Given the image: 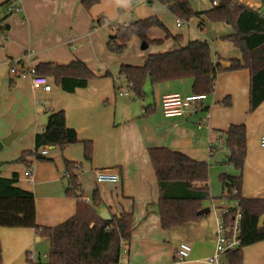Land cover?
<instances>
[{"label": "crops", "instance_id": "crops-1", "mask_svg": "<svg viewBox=\"0 0 264 264\" xmlns=\"http://www.w3.org/2000/svg\"><path fill=\"white\" fill-rule=\"evenodd\" d=\"M6 1L0 0V5ZM15 3L20 7L17 13L6 15L5 8H0V19L4 20L0 29V176L16 175L17 186L34 195L36 223L54 227L76 212L78 199L66 195L64 174L67 162L79 164L77 178L81 190L86 199L97 193L101 201L99 214L132 215L131 239L128 244H121L117 264H211L208 258L215 249V214L213 219L205 216L197 223L163 230L157 181L147 151L165 147L196 161L216 164L229 156L221 133L231 125L243 124L246 128L244 166L237 170L229 165L228 173L241 175L243 197L264 198V147L260 145L264 137V101L249 112L248 71L219 74L212 94L198 105L185 108L182 115L165 117L161 112L162 98L175 93L191 95L192 79L153 86L146 81L142 100L133 93L118 96L115 86H127L124 78L117 77L121 65L141 66L150 54L176 50L196 40L190 34V38L185 36V27L183 23L177 25L178 19L174 22L159 5L153 4L149 9L143 0H103L89 10L82 7L81 0H15ZM101 16L105 24L91 29ZM151 16H156L172 36L179 35L181 40L176 42L166 38L162 29L151 28L146 32L148 40H161L160 44L141 49L142 42L135 37L130 53L108 52L109 24H127L129 19L131 22ZM126 18L127 21L122 20ZM214 29L215 39L219 40L212 42L214 60L228 66L227 60L240 59V52L237 55L219 44L230 43L221 38L232 33L231 26L218 22ZM76 60L83 62L96 78L72 93L62 91L49 77L51 89L43 92L31 86L28 76L10 73L14 64L18 70H27L41 63L67 65ZM105 73L112 77H104ZM224 100L230 105L221 104ZM150 110L153 112L146 115ZM52 111H63L66 126L76 133V143L62 149L42 147L45 153L39 155L45 160L28 156L25 162H18L23 152L33 150L35 134L44 129L40 117ZM13 132L18 135L10 141V150L5 151L2 140ZM86 141L91 143L89 161L83 156ZM211 147L214 150L210 155ZM26 161L33 163L31 179L24 176ZM97 171L118 174L120 180L97 182ZM208 171L213 198L218 193L216 177ZM220 188L222 193L221 184ZM215 204L216 200H212L202 202L201 206L211 209ZM6 229L0 228L1 264H6L3 248L11 257L10 264H29L26 253L31 261L48 255L49 241L40 238L34 229ZM181 244L188 245L190 253L185 260L177 262L175 253ZM242 264H264V240L243 248Z\"/></svg>", "mask_w": 264, "mask_h": 264}, {"label": "trees", "instance_id": "trees-1", "mask_svg": "<svg viewBox=\"0 0 264 264\" xmlns=\"http://www.w3.org/2000/svg\"><path fill=\"white\" fill-rule=\"evenodd\" d=\"M101 1L103 0H81V5L89 10ZM158 1L180 21L197 18L200 28L205 21L228 23L232 33L221 39L237 48L241 57L227 60L226 66L214 60L209 42L190 40L186 46L179 49L148 55L141 66L121 65L117 77L125 79L128 92L142 100L145 97L146 81L153 86L189 78L193 81L192 94L207 96L214 92L219 74L247 70L250 77L249 112L254 111L264 101V16L233 0H218L217 6L211 5L210 9L202 12H193L188 0ZM10 3H15V0H7L0 8L6 9ZM105 22L101 16L92 23L91 29L101 27ZM108 27L112 32L108 36L106 47L109 53L115 55L121 54L130 38L134 36L147 45L160 44L161 40H148L146 32L151 28L162 29L166 38H172L176 42L181 40L179 35L172 36L156 16L127 24H109ZM33 70L36 74L51 78L53 83L66 93L83 88L89 80L96 78L79 60L67 65L41 63ZM104 77L112 75L105 73ZM119 89V86H115L116 94ZM227 100L221 104L230 105ZM152 112L153 110L147 111L146 115ZM220 138L229 152L226 162L241 170L246 158L245 126L231 125L221 133ZM76 141L75 131L65 124L63 111H52L47 117L43 131L34 136L33 150L23 152L17 161L25 162L28 156L35 160H45L37 153L40 148L58 146L62 149ZM213 150L214 147H211L210 155ZM83 151L84 159L91 160L90 142H83ZM147 152L158 186L161 228L170 230L203 219L206 215H197L202 209V202L215 200L210 196L208 189V162L196 161L165 147L149 148ZM29 162L26 161V165ZM79 171V164L66 163L65 193L68 197L78 199V204L74 216L54 227H42L36 223L34 195L31 191L17 186L16 175L12 178L0 176V228L34 229L40 238L49 241L47 262L31 261L26 253L27 261L31 264H117L120 260L121 244L130 242L133 230L132 215L122 212L110 214L108 219H102L97 211L101 204L100 198L97 193H94L91 199L84 197L77 178ZM219 183L222 187V201L237 202L242 214L241 246L227 252L226 264H242L243 248L264 240V198L243 197L241 175L231 176L223 173L219 176Z\"/></svg>", "mask_w": 264, "mask_h": 264}, {"label": "built area", "instance_id": "built-area-1", "mask_svg": "<svg viewBox=\"0 0 264 264\" xmlns=\"http://www.w3.org/2000/svg\"><path fill=\"white\" fill-rule=\"evenodd\" d=\"M137 1V0H136ZM196 1V0H188ZM236 3L242 4L247 8L255 11L264 16V4L262 0H233ZM212 6L218 5V0H212ZM6 15L10 13H16L20 11V7L16 3H10L6 6ZM182 22L178 20L177 25H181ZM4 25V20L0 19V29ZM10 73L13 76H28L31 86L35 89H40L43 92H49L51 84L49 78L44 75L36 74L32 69L18 70L14 64L10 68ZM127 86L125 88L120 87L117 91L118 96H126L128 94ZM206 98L205 95L191 94L188 96H182L177 93L165 95L161 100V112L165 117L179 116L185 111V108L196 105L198 102L203 101ZM260 145L264 147V137L260 139ZM38 154L43 155L45 151L39 149ZM34 159V158H33ZM32 161L29 162L24 171L26 179L32 177ZM97 182L117 183L120 180L118 174H113L108 171H97L95 175ZM224 202V201H223ZM233 206H226L223 208H213V213L216 216V231H215V249L214 254L208 258V262L211 264H226V254L229 251L236 250L241 246L240 240V221L242 218L241 211L237 202H233ZM210 209V211H211ZM219 211V214H218ZM231 216V217H229ZM190 253V247L185 244H181L179 249L175 253L176 261L181 262L185 260Z\"/></svg>", "mask_w": 264, "mask_h": 264}, {"label": "rangeland", "instance_id": "rangeland-1", "mask_svg": "<svg viewBox=\"0 0 264 264\" xmlns=\"http://www.w3.org/2000/svg\"><path fill=\"white\" fill-rule=\"evenodd\" d=\"M188 3H189V6H190V8L192 9L193 12H202V11H205V10H208V9L211 8V3L209 2V0L188 1ZM143 4L146 7H148L149 9L153 7V4L154 5H159L173 19L174 22H175V20L178 19L165 5L160 3L158 0H143ZM133 6H135V3H133ZM122 20H126L127 21L128 18L122 19ZM134 20H136V19H132L131 22L134 21ZM128 22H130V19H129ZM181 22L183 23L182 26L185 27V30L187 32V34H185V36L190 34V36L193 39L206 40L207 42L210 43L211 48H213L212 47V42L217 40V39H215V35H214L215 34V29H214L215 23L205 21L203 26L200 28L199 25H198L199 20L197 18H192L189 21H182L181 20ZM108 32H109V35H110L112 31H110V29H109ZM190 36L188 35L187 37L190 38ZM134 38H135V36L130 38V40L126 44V48L123 51L124 53H125V51H127V53H130L132 51V43H133L132 41L134 40ZM218 41H216V42L218 43ZM219 44L229 47V49L231 51H234L235 54L239 55V50L237 48H235L233 45H231V43H225V42H221L220 41ZM151 45H156V44H151ZM224 54H229V53H225L224 52ZM123 88H125V87L123 86ZM2 148H4L5 151H9L10 150L9 146H3ZM208 165H209V169H210V174L211 175L215 174V177H216L215 184H216V187H217V190H218L217 195L216 196L213 195V198H215V200H216V204L214 206H218L217 208H223L226 205L227 206H233L234 205L233 202H226V201L223 202L222 201V199H221L222 198V193H221V188H220V183H219V176L221 174L224 173V174L233 176V174L228 173V169L227 168L229 167L230 164H228L226 162V159H224V160L218 161L216 164H214V161H212V162L208 163ZM231 166H233V165H231ZM220 169L225 170L227 172L221 171ZM208 180H209V171H208ZM208 189H209V193H210V191H212L211 187L208 186ZM211 196H212V194H211ZM204 202H210V201L207 200V201H204ZM218 214H219V211H218ZM206 217L213 219V208L211 209V212L208 215H206ZM8 229H11V228H8ZM8 229H6L5 231H13V230H8ZM30 240H32V239H30ZM2 253H3V258H4L5 263L6 264H10V258L11 257L8 255L7 251L4 248H3V252ZM22 259L25 261L24 253L22 255ZM35 260L36 261H34V262L45 263V262H47L48 258H47V255H41V256L36 257ZM15 262H16V259H15ZM29 264H31V263H29Z\"/></svg>", "mask_w": 264, "mask_h": 264}, {"label": "water", "instance_id": "water-1", "mask_svg": "<svg viewBox=\"0 0 264 264\" xmlns=\"http://www.w3.org/2000/svg\"><path fill=\"white\" fill-rule=\"evenodd\" d=\"M4 29L7 30V29H8V25H6V26L4 27ZM146 47H147V44L144 43V42H142V43H141V49H146ZM48 116H49V113H45V114H43V115L40 117V122H41L43 125L46 124V122H47V117H48ZM17 135H18L17 132L10 133V134H9L4 140H2V144H3L4 146H8L9 143H10V141H11L12 139H14ZM209 213H210V209H209L208 207H205V208L200 209V210L197 212V215H207V214H209ZM100 217H101L102 219H108V218H109V215H108L107 212H102V213L100 214Z\"/></svg>", "mask_w": 264, "mask_h": 264}]
</instances>
